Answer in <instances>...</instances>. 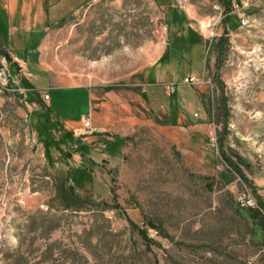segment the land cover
I'll list each match as a JSON object with an SVG mask.
<instances>
[{
    "label": "rangeland",
    "instance_id": "374dc122",
    "mask_svg": "<svg viewBox=\"0 0 264 264\" xmlns=\"http://www.w3.org/2000/svg\"><path fill=\"white\" fill-rule=\"evenodd\" d=\"M244 1L36 2L58 23L40 49L49 72L30 35L39 90L5 61L17 100L0 95V264H264V0ZM169 5L206 43L169 44ZM28 15L0 12L1 29ZM91 135L83 154L69 142Z\"/></svg>",
    "mask_w": 264,
    "mask_h": 264
},
{
    "label": "crops",
    "instance_id": "0c3cea01",
    "mask_svg": "<svg viewBox=\"0 0 264 264\" xmlns=\"http://www.w3.org/2000/svg\"><path fill=\"white\" fill-rule=\"evenodd\" d=\"M37 1L38 0H0V12H7V14H9L10 16H13L14 13L17 12V16L22 17V16H25L27 12H31V15H28V18L23 21L18 19L14 21L13 23L8 22V25L5 24V30L1 29V27L4 26V24H2V22L0 21V63L2 61L8 62L9 59H11V61L16 60L17 62L19 61L24 66H26L25 68L26 71L24 72V74L26 75L25 80H27L28 82L26 81L25 83L29 85L31 83V85L33 86L35 90H39V89L34 85V81L31 80V71L29 70V67H30L29 65L31 62L27 59L28 57L26 56L27 51H29V49L31 48V46H28L29 42H31L30 35L32 33H38L42 35L37 41V44L33 47V51L37 53V60H38V64L40 65L39 69L42 70L44 73L49 72L47 67L41 64V60H40L41 50L40 49L46 37L45 34L47 30L49 29V26L52 24L58 23L57 21L53 23H49L47 22V20L46 21L43 20V22H41L42 16L39 15V13H33V10L35 8V4ZM184 1H187V0H184ZM172 7L177 8L178 10L184 12V8L177 7L175 5H169L168 9H172ZM77 10L78 9H74L73 12L69 14V16L73 15V13L76 12ZM2 96L8 99H13L15 101L17 100V97L14 95L6 94ZM34 96H37V95H34ZM46 102H42V103L46 106L47 105ZM36 110H38V104L34 100L31 101L29 106L24 107L23 109L25 113L29 112V115L28 114L25 115L26 117H28V119L31 116L30 112L36 111ZM23 111L20 110L19 108H16L14 113H17L19 116H22ZM77 139L76 140L74 139L75 144H76L75 146L78 147V144H79L82 150V154H83L82 147L84 146V144L86 143L88 144L90 142L93 143V139H96V138L95 136H92V137H81ZM84 150H86V148H84Z\"/></svg>",
    "mask_w": 264,
    "mask_h": 264
},
{
    "label": "trees",
    "instance_id": "16d2710c",
    "mask_svg": "<svg viewBox=\"0 0 264 264\" xmlns=\"http://www.w3.org/2000/svg\"><path fill=\"white\" fill-rule=\"evenodd\" d=\"M168 16L170 17L169 21L171 22L172 26L175 29L174 30L175 32L172 35V39L169 42V44H172V46H175L174 48H176V46L179 48H189L190 45L192 46L195 44L199 45L200 43H206V41H204V39H202L200 35H198L193 30H191L188 26H186V18L180 10H178L177 8L169 9ZM179 48L177 50H179ZM214 49L216 50L217 48L214 47ZM47 129H44V131ZM44 136H46V134ZM44 136L42 132V135L39 136V140L44 141ZM69 140H70L69 142H74V140H71V138H69ZM238 169H239L238 167H235V171L239 174V177H241V179L244 180L243 175L240 173ZM74 205L76 204H64L65 208H71ZM251 211L254 215L259 214V211L256 209H251ZM130 225L131 227L136 228L135 224H133L132 222H130ZM141 232L145 235L144 230H142Z\"/></svg>",
    "mask_w": 264,
    "mask_h": 264
},
{
    "label": "built area",
    "instance_id": "2783aa9c",
    "mask_svg": "<svg viewBox=\"0 0 264 264\" xmlns=\"http://www.w3.org/2000/svg\"><path fill=\"white\" fill-rule=\"evenodd\" d=\"M177 1L178 5L183 6L185 1L184 0H175ZM253 0H245L244 2H241V4L238 5H234L236 10L240 8H243L245 6H248L249 3H252ZM262 10L264 11V7H262ZM247 23V18L246 16L241 13L240 15V25H245ZM9 67L7 66L6 62L3 61L2 64L0 65V95L3 94H12L15 90L13 89L14 86H10L9 85ZM185 82H195V78L193 77H187L185 79ZM171 89H174V86L171 87ZM49 95H44V100L48 99ZM84 128L87 129L90 127L89 124V119H85V121L83 122Z\"/></svg>",
    "mask_w": 264,
    "mask_h": 264
}]
</instances>
